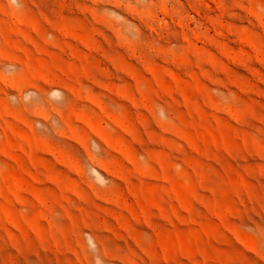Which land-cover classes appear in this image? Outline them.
<instances>
[{
	"label": "rangeland",
	"instance_id": "1",
	"mask_svg": "<svg viewBox=\"0 0 264 264\" xmlns=\"http://www.w3.org/2000/svg\"><path fill=\"white\" fill-rule=\"evenodd\" d=\"M0 264H264V0H0Z\"/></svg>",
	"mask_w": 264,
	"mask_h": 264
},
{
	"label": "bare ground",
	"instance_id": "2",
	"mask_svg": "<svg viewBox=\"0 0 264 264\" xmlns=\"http://www.w3.org/2000/svg\"><path fill=\"white\" fill-rule=\"evenodd\" d=\"M258 83V82H257ZM24 108V107H23ZM233 118V117H232ZM257 120V119H256ZM255 120V121H256ZM259 120H261L260 118H259ZM254 121V120H253ZM261 123H263V122H261ZM190 127V126H189ZM211 139H213V138H211ZM212 143V142H211ZM213 145V144H212ZM189 146V145H188ZM204 147V146H203ZM191 149V148H190ZM200 154V153H199ZM70 167V166H69ZM68 168V167H67ZM72 168V167H71ZM70 170V169H69ZM163 172H164V170H163ZM238 177V176H237ZM162 178V177H161ZM163 179V178H162ZM164 180V179H163ZM170 185V184H169ZM164 201V200H163ZM216 201V200H215ZM245 201V200H244ZM220 207V206H219Z\"/></svg>",
	"mask_w": 264,
	"mask_h": 264
}]
</instances>
